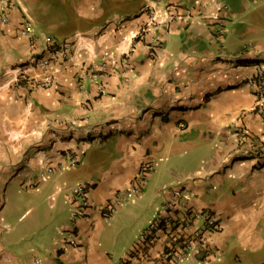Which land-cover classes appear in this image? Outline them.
Masks as SVG:
<instances>
[{
	"label": "crops",
	"instance_id": "obj_1",
	"mask_svg": "<svg viewBox=\"0 0 264 264\" xmlns=\"http://www.w3.org/2000/svg\"><path fill=\"white\" fill-rule=\"evenodd\" d=\"M38 1L7 0L0 20V264H117L170 197L163 185L176 181L191 193L189 206L217 219L220 229L204 234L213 250L264 256V166L251 156L263 125L240 115L254 102V67H264V0H61L52 25ZM42 35L68 52L52 84L32 88L16 70L42 49ZM90 57L93 65H81ZM240 126L259 137L237 144ZM143 162L152 168L141 192L104 220ZM25 181L35 203L26 210L56 202L22 221L7 214L20 208ZM83 182L89 207L70 246L62 192ZM162 246L157 234L137 263L155 264ZM176 264L220 262L197 253Z\"/></svg>",
	"mask_w": 264,
	"mask_h": 264
},
{
	"label": "built area",
	"instance_id": "obj_2",
	"mask_svg": "<svg viewBox=\"0 0 264 264\" xmlns=\"http://www.w3.org/2000/svg\"><path fill=\"white\" fill-rule=\"evenodd\" d=\"M8 7L7 0L0 3V20H6V10ZM171 17V15H170ZM32 30L31 24L27 17L23 19L22 34L29 33ZM216 31L220 34L223 32L222 23L219 22ZM81 35L77 34L76 40ZM42 49L34 54H31L16 70V79L25 80L28 86L47 88L53 82L54 67L57 63L65 60L68 46L64 42H60L52 36L42 35ZM82 46V45H81ZM126 51H121L120 54H125ZM92 58L81 62V65H93ZM100 69H103L104 63L98 64ZM252 86V94L254 98L253 104L246 110H243L240 115L253 114L261 120L263 129L261 138L264 140V67L256 64L254 72L250 77ZM101 90L102 86L99 85ZM231 136L241 144L246 140H254L255 136L244 126L235 128ZM251 156L256 158L257 163L264 166V143L251 150ZM72 165L77 163V159L70 158ZM152 168L151 162H143L140 164L137 176L133 182L125 189L118 190L112 196L111 200L105 205L104 220L114 211V209L138 195L147 175ZM192 177L185 175L182 179L188 180ZM168 183L163 185L170 197L166 198L159 207V212L148 224V226L139 233L138 242L122 257L117 264H138V256L143 259L142 249L152 239L157 237V234L163 237V246L155 264H176L179 260L201 254L204 260L208 258L218 257L217 250H213L207 243L204 234L206 231L217 232L220 229L217 219L208 211H198L187 204L190 197V192L185 190L176 183ZM90 183L83 182L75 185L70 189V223L62 230L64 232V242L70 246L76 245L74 235V221L85 215L86 209L89 207L88 190Z\"/></svg>",
	"mask_w": 264,
	"mask_h": 264
},
{
	"label": "rangeland",
	"instance_id": "obj_3",
	"mask_svg": "<svg viewBox=\"0 0 264 264\" xmlns=\"http://www.w3.org/2000/svg\"><path fill=\"white\" fill-rule=\"evenodd\" d=\"M35 5L37 8H41L42 11H45L44 13L46 14L44 15L45 23H47V21L49 20L50 21L48 23H50L51 25L53 23H57V21L61 16V14L59 13V11L62 10L61 0H39L37 3L32 4L33 7H35ZM65 26L68 27L69 22ZM82 36L83 35H81V37H79L78 39L79 45H85L86 43H88V41L84 40ZM70 189L71 187L63 191L62 195L64 194L70 195ZM31 191H33V188L31 189L30 186H28V182L25 181V183L22 185V190L20 192V195L22 196L21 206L17 211H15V213L10 212L9 214H7L8 217H18L21 215V217L23 218L22 221H26L29 217H33L35 213H37V206H39L38 208H43L45 212H50L52 210V206H55L56 198H52L48 200L43 199L41 200V203H39V205H36V207L34 206L33 208L26 210L28 207L35 204L33 203V199H32L33 195L31 194ZM30 198L31 201L28 202V199ZM66 205L68 206L67 208L69 209V213H70L71 204L67 203ZM4 214H5V208L2 210V215ZM235 254H237L236 250H234V252H232L231 255L228 254V256L230 257L229 259H227L228 256L224 257V255L218 254L220 264H260V261L264 259V256H261L262 255L261 252L254 254L246 251L243 252L242 250V252L239 251L237 257Z\"/></svg>",
	"mask_w": 264,
	"mask_h": 264
},
{
	"label": "trees",
	"instance_id": "obj_4",
	"mask_svg": "<svg viewBox=\"0 0 264 264\" xmlns=\"http://www.w3.org/2000/svg\"><path fill=\"white\" fill-rule=\"evenodd\" d=\"M56 39V38H55Z\"/></svg>",
	"mask_w": 264,
	"mask_h": 264
}]
</instances>
